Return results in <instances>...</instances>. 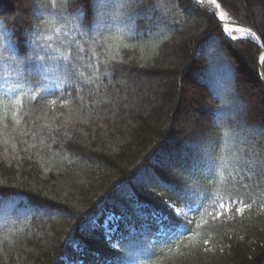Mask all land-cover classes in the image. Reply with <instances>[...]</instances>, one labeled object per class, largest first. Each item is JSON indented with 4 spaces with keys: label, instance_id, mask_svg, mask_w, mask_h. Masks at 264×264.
<instances>
[{
    "label": "trees",
    "instance_id": "16d2710c",
    "mask_svg": "<svg viewBox=\"0 0 264 264\" xmlns=\"http://www.w3.org/2000/svg\"><path fill=\"white\" fill-rule=\"evenodd\" d=\"M219 1L264 42V0ZM159 2L165 7L150 15L166 12L163 23L134 15L132 32L121 25L97 38L101 47L80 42L82 103L58 98L72 91L67 83L53 87L57 95L0 94V264H264V48L228 33L195 0ZM49 3L0 0L18 57L31 52L41 12L55 11ZM49 19L48 43L64 51L73 34ZM14 79L13 66L0 64V86ZM185 101L204 108L188 126ZM190 175L207 199L204 207L194 199L184 234L147 231L150 213L167 212L166 189ZM221 197L235 201L228 211L218 208ZM56 206L72 214L47 213ZM216 211L224 214L211 220ZM118 241L132 242L121 253Z\"/></svg>",
    "mask_w": 264,
    "mask_h": 264
},
{
    "label": "snow or ice",
    "instance_id": "6c2138e0",
    "mask_svg": "<svg viewBox=\"0 0 264 264\" xmlns=\"http://www.w3.org/2000/svg\"><path fill=\"white\" fill-rule=\"evenodd\" d=\"M200 5L205 3L214 5L216 8H220L221 5L217 3V0H195ZM169 5H175V0H168ZM46 9H54L55 11L41 12L40 23L33 26L29 31L31 52L25 53L23 56H17L16 50L13 45V41L10 39V33L5 28L4 22L0 21V64L13 66V72L15 79L12 81H5L3 86H0V94L2 95H16L20 92H32L33 96L37 93H43V95H57L52 89L55 86L67 83L72 91L77 92V96L73 97L72 91L60 92L58 98H62L65 101L64 106H67V102L75 99L78 103H82V99L79 93L82 91L80 85L84 81L83 73L79 71L80 54L84 52V48L81 45V41L89 46L101 47L98 44V37H101L105 32L111 31L113 28L120 27L121 25L129 32L134 30L133 16L145 15L152 24L159 25L163 23L167 16L165 12L161 17L153 20L150 13L157 9L165 7L159 0H50L48 5L43 6ZM215 14V13H214ZM52 16L58 18L61 26L65 30V33H72V39L67 41L66 45H61L64 51L59 49H53L51 44L48 43L49 37L45 36L47 30V24L50 23ZM221 19L223 14L221 13ZM95 21V34L90 33V29ZM231 31L230 28L226 29ZM239 31H248L251 35L250 29H238ZM72 49V52H69ZM74 53V54H73ZM101 66L104 68L105 73L111 66L107 57L101 62ZM96 69V65H92ZM98 91V89H97ZM43 98V97H41ZM103 101L98 100L97 103ZM56 99L49 101L51 106H55ZM67 123V122H65ZM64 125H62L63 127ZM39 135V132L36 133ZM231 135V132L227 133ZM65 136L68 139L72 137L65 131ZM178 175H183V170L177 169ZM193 177L190 175L186 179L182 186H170L166 190L173 193L170 197L171 202L165 201L167 212H152L150 213V222L146 225L147 231H156L169 239L173 237H179L183 235L180 231L181 227H184L188 221L189 212L192 209V205L195 198H201L199 207H204L203 200L207 199V196L202 193V190L192 183ZM229 203H235V201L223 200L221 197L218 203L220 210L228 211ZM213 204L212 207H216ZM48 214L54 215H71L72 213L67 209L59 208L58 206L46 210ZM199 211V208H197ZM224 211H216L215 214L209 212L208 216L211 220L218 219L224 214ZM240 211V209H237ZM137 215L147 220L144 213L137 210ZM115 218H109L108 223H111ZM201 222L208 223V220L201 217ZM117 229L119 228V220H116ZM201 225H196L199 228ZM115 229H108L105 235L111 241L112 232ZM131 231H135V226H131ZM190 231V229H189ZM124 239H128L124 237ZM132 241H129V244ZM209 241L204 240V244L208 245ZM129 244H123L118 241L113 248L118 249L123 253L129 248ZM206 251L209 249H205ZM78 264V262H77ZM99 264H104L103 261Z\"/></svg>",
    "mask_w": 264,
    "mask_h": 264
},
{
    "label": "water",
    "instance_id": "95a60500",
    "mask_svg": "<svg viewBox=\"0 0 264 264\" xmlns=\"http://www.w3.org/2000/svg\"><path fill=\"white\" fill-rule=\"evenodd\" d=\"M217 2L221 5V8L225 9L219 0H217ZM203 6L209 8L210 11H214L215 14L217 15V17L219 18V20H220V21L222 22V24H223V21H222L220 15H219V10H218V8H217V11H215V10H213L212 8H210V7L207 5V3L203 4ZM225 10H226V9H225ZM226 11H227V10H226ZM227 12H228V11H227ZM228 13H229V12H228ZM229 14H230V13H229ZM230 16H231L232 19L234 20V24H236L238 27L243 28V29H250V30H251V33H255V35H253V36L256 38V40H257V41L263 46V48H264V42H263V40H262L260 34H259L255 29H253L252 27L247 26V25H245V24L239 22V21H238L237 19H235L231 14H230ZM223 26L226 27L224 24H223ZM242 32H243V33H242L241 35H239V36H243V35H248V36H250V35H251L250 32H248V31H242ZM263 61H264V52H263V55H262V57L260 58V62H259V64H260V65H259L260 75H261L262 81H263V83H264Z\"/></svg>",
    "mask_w": 264,
    "mask_h": 264
},
{
    "label": "rangeland",
    "instance_id": "374dc122",
    "mask_svg": "<svg viewBox=\"0 0 264 264\" xmlns=\"http://www.w3.org/2000/svg\"><path fill=\"white\" fill-rule=\"evenodd\" d=\"M207 5L209 6V4L207 3ZM229 33H231V34H233L234 32H236V31H228ZM239 33H243V32H239ZM238 32H237V34H239ZM192 102H190V101H185L184 102V104L185 105H190L189 106V108H190V113L188 114V116L187 117H184L183 118V120L181 119V124L183 125V126H188L191 122H194L195 121V119L196 120H200V118L202 119L203 118V114H204V108H203V106H193L192 104H191ZM184 105V106H185ZM188 123V124H187ZM228 207H229V205H228ZM109 218H114L113 217V215H109L106 219H105V221H104V225L105 226H107V227H109V225H110V223H108V220H109ZM113 221V220H112Z\"/></svg>",
    "mask_w": 264,
    "mask_h": 264
},
{
    "label": "bare ground",
    "instance_id": "6f19581e",
    "mask_svg": "<svg viewBox=\"0 0 264 264\" xmlns=\"http://www.w3.org/2000/svg\"><path fill=\"white\" fill-rule=\"evenodd\" d=\"M218 3V2H217ZM219 4V3H218ZM219 10V15L221 17V13L223 14V24L227 27L230 28L231 31H236V32H242L239 31L238 29H241L240 27H238L236 24H234V20L232 19V17L230 16V14L223 8H218ZM264 62V61H263Z\"/></svg>",
    "mask_w": 264,
    "mask_h": 264
}]
</instances>
